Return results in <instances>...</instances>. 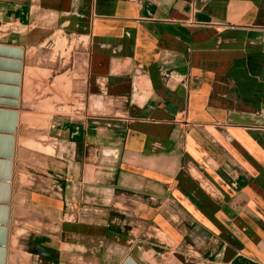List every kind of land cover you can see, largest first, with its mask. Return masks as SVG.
<instances>
[{
    "label": "crops",
    "instance_id": "obj_1",
    "mask_svg": "<svg viewBox=\"0 0 264 264\" xmlns=\"http://www.w3.org/2000/svg\"><path fill=\"white\" fill-rule=\"evenodd\" d=\"M127 260L264 264V0H0V264Z\"/></svg>",
    "mask_w": 264,
    "mask_h": 264
},
{
    "label": "rangeland",
    "instance_id": "obj_2",
    "mask_svg": "<svg viewBox=\"0 0 264 264\" xmlns=\"http://www.w3.org/2000/svg\"><path fill=\"white\" fill-rule=\"evenodd\" d=\"M30 171H34V168L33 167H31L30 165H24V164H22V166H20L19 167V169H18V174H19V177H20V179H22L23 181H24V184L25 183H27V181H29L30 179H31V176H30ZM17 173V172H16ZM18 174H16V176L18 175ZM42 214V213H41ZM38 217H40L41 218V221L43 220V218H48L47 216H40V215H38ZM37 218V217H36ZM49 220V218L46 220V221H48ZM51 221H53L52 219H51ZM37 227V228H36ZM36 229H39V230H43L42 229V225H36ZM25 229L27 230V231H31L32 229L29 227V225L28 226H26L25 227ZM27 231H24V235H26V232ZM22 239V238H21ZM24 239H22V243L21 244H25L24 243ZM159 248V247H158ZM117 256H119V254H117ZM123 255L121 254V256L120 257H122Z\"/></svg>",
    "mask_w": 264,
    "mask_h": 264
},
{
    "label": "water",
    "instance_id": "obj_3",
    "mask_svg": "<svg viewBox=\"0 0 264 264\" xmlns=\"http://www.w3.org/2000/svg\"><path fill=\"white\" fill-rule=\"evenodd\" d=\"M129 261H130V260H127L125 264H130V262H129Z\"/></svg>",
    "mask_w": 264,
    "mask_h": 264
}]
</instances>
